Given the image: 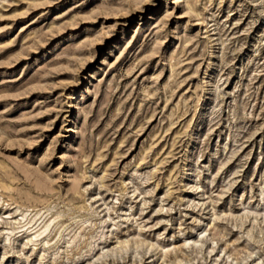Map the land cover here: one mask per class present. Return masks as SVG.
Returning <instances> with one entry per match:
<instances>
[{
	"label": "rangeland",
	"instance_id": "rangeland-1",
	"mask_svg": "<svg viewBox=\"0 0 264 264\" xmlns=\"http://www.w3.org/2000/svg\"><path fill=\"white\" fill-rule=\"evenodd\" d=\"M0 264H264V0H0Z\"/></svg>",
	"mask_w": 264,
	"mask_h": 264
},
{
	"label": "bare ground",
	"instance_id": "bare-ground-1",
	"mask_svg": "<svg viewBox=\"0 0 264 264\" xmlns=\"http://www.w3.org/2000/svg\"><path fill=\"white\" fill-rule=\"evenodd\" d=\"M73 100H75V99H73ZM73 130V129H72ZM47 230V229H46Z\"/></svg>",
	"mask_w": 264,
	"mask_h": 264
}]
</instances>
